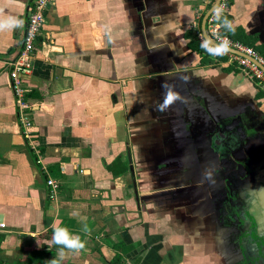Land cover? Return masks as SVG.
<instances>
[{"label": "crops", "instance_id": "1", "mask_svg": "<svg viewBox=\"0 0 264 264\" xmlns=\"http://www.w3.org/2000/svg\"><path fill=\"white\" fill-rule=\"evenodd\" d=\"M32 3L0 0V16L23 22L0 31V264H49L53 222L85 241L62 264H240L227 193L243 219L259 212L264 237L249 186L264 187V89L204 52L216 0H55L23 81L40 158L8 72ZM222 24L264 52V0H229Z\"/></svg>", "mask_w": 264, "mask_h": 264}, {"label": "built area", "instance_id": "2", "mask_svg": "<svg viewBox=\"0 0 264 264\" xmlns=\"http://www.w3.org/2000/svg\"><path fill=\"white\" fill-rule=\"evenodd\" d=\"M54 1L55 0H33L32 6L27 13V21L21 47L15 58L8 63V72L15 99L18 127L25 139L26 145L31 147L39 158L38 150L33 142L34 134L32 130V120L30 118L31 104L25 97L23 81L26 76L31 73L34 51L36 49L35 42L42 32V28L46 21V11L54 4ZM228 4L229 0H218L214 5L206 20V32L211 42L206 40L199 33L198 39L200 44L202 46V44L207 41L210 47H216L221 42L226 41L228 47L227 50L223 52L210 54L204 47L202 48L206 54L214 58L220 54L227 56V63L235 64L240 71L255 80L257 84L264 89V57L251 46L233 40L228 35L221 33L218 18L226 13ZM228 50H232V52ZM46 184L49 186L50 192L55 193L57 187L56 182L52 178L47 177ZM3 227L4 223H0V228Z\"/></svg>", "mask_w": 264, "mask_h": 264}, {"label": "water", "instance_id": "3", "mask_svg": "<svg viewBox=\"0 0 264 264\" xmlns=\"http://www.w3.org/2000/svg\"><path fill=\"white\" fill-rule=\"evenodd\" d=\"M217 2H218V0H216V3ZM212 8H211V10H212ZM208 13L205 15V17L203 19V23H204L206 17L208 16ZM202 27L204 28V24H203ZM226 130H227V128H226ZM218 134H219V142H217L215 144L216 145L215 152H216V154L218 156L224 157L222 152H220V151L222 150V148L226 147V143L224 142V139H226L225 130H219ZM234 166H235L234 168L236 169L238 174L239 173H243L245 177H247L249 175L251 177L253 176V172H252V174L251 173L249 174V171L251 170V168H249L246 164L242 163L241 161H239V160L235 161L234 162ZM220 168H222V170H226L227 169L226 168V164L223 162L220 165ZM223 177H224V175H223ZM244 179H246V178H244ZM226 184L228 186L227 188L230 189V183L228 182ZM249 186L251 188V191H253L252 192V197L254 199H256L258 204L264 210V187H262L263 186L262 183L259 180H257V178L253 179V180L251 179V181L249 183ZM229 194H230V197H229V201H228L229 202L228 206L231 208V210H233V212L235 213L237 219L243 222L242 226H243V224H244V222L246 220L250 219V217H253V216L257 217L258 216V213H259L258 211H255L253 208H250L249 210L246 208L247 209L246 211H247V213H249L250 217H248V219H243L242 216L240 215V212H239V209H238V205H237L238 201L240 200V198H239L240 194L238 192H234V191H230ZM250 221H251V223H250L251 225H250V227L246 226V228L248 230H246V234H245V236L243 238L245 240H247L248 238L249 239L252 238L251 236H253V238L255 237L253 239V242H251V253H253L254 251L256 252V250H257L258 256H262L261 251H262V248H264V237L261 234H258L257 229L254 228L255 225H254L252 219H250ZM242 231L245 232V229H242ZM248 245L250 247V243ZM257 264H260V263L257 262Z\"/></svg>", "mask_w": 264, "mask_h": 264}, {"label": "clouds", "instance_id": "4", "mask_svg": "<svg viewBox=\"0 0 264 264\" xmlns=\"http://www.w3.org/2000/svg\"><path fill=\"white\" fill-rule=\"evenodd\" d=\"M23 22L13 17H2L0 16V31L11 30L14 28L22 27ZM225 26L229 27L231 30V24L228 21H225ZM210 54L223 52L227 50L228 44L226 41L221 42L216 47H210L208 42L206 41L202 44ZM166 87V85L164 86ZM168 99H171V95L169 94ZM74 215H78V213H74ZM83 232L88 233L90 231L88 225L85 223L83 225ZM52 243L59 246L56 256L54 259L49 261V264H62V261L66 259L69 253L79 252L85 248V241L81 238L79 234H73L69 231L67 227H62L59 224L53 222L52 224ZM50 250L52 245H49Z\"/></svg>", "mask_w": 264, "mask_h": 264}, {"label": "flooded vegetation", "instance_id": "5", "mask_svg": "<svg viewBox=\"0 0 264 264\" xmlns=\"http://www.w3.org/2000/svg\"><path fill=\"white\" fill-rule=\"evenodd\" d=\"M221 175H222V180L225 182L226 178L225 177L223 178V175H225V174L221 173ZM238 175L240 176V179H242V180L244 178H246L243 173H239ZM227 196L230 197L229 192L227 193ZM248 217H250V216H247V219H248ZM237 221L239 222L238 224H236ZM240 225H242V221H240L238 219L235 220V223H234V226H235L234 230L236 231L235 232V238L237 237L235 239V242H238L239 247H240V251L242 253V255L240 256V258H241L240 264H257V262H259L260 264H264V248H262V251H261L262 256H258L257 250H256V252L254 251L253 253H251V242H253V239L255 237L253 238V236H251L252 238H250V239L248 238L247 240H245L243 237L245 236L246 232H243V233L239 232V229H240L239 226ZM248 227H250V224L248 225ZM249 243H250V247L248 245Z\"/></svg>", "mask_w": 264, "mask_h": 264}, {"label": "trees", "instance_id": "6", "mask_svg": "<svg viewBox=\"0 0 264 264\" xmlns=\"http://www.w3.org/2000/svg\"><path fill=\"white\" fill-rule=\"evenodd\" d=\"M225 15H226V13H224L223 15H221V16L218 18V21H219V23H220V27H221V33H222V34H226V35H228V36H229L231 39H233V40H238L237 37H236L234 34H232L231 32H228V31L226 30L227 28L224 26V24H222V20H223V18H224ZM248 38H249L248 36L243 35L242 38L239 39V41H241L242 43H244V44H246V45L251 46L253 49H255L259 54H261V55L264 57V52L258 50V49L256 48V46L252 45V42L247 41Z\"/></svg>", "mask_w": 264, "mask_h": 264}]
</instances>
